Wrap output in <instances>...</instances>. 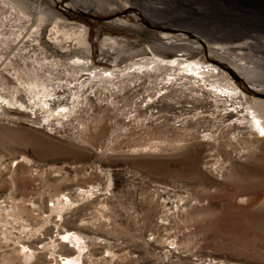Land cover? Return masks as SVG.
<instances>
[{"label":"rangeland","instance_id":"obj_1","mask_svg":"<svg viewBox=\"0 0 264 264\" xmlns=\"http://www.w3.org/2000/svg\"><path fill=\"white\" fill-rule=\"evenodd\" d=\"M81 26L99 68L181 54L245 95H215L224 81L183 64L105 84L42 62L82 54ZM42 83L57 95L48 120ZM0 96V264H58L73 254L65 231L82 237L83 264H264V139L246 109L264 100V0H0Z\"/></svg>","mask_w":264,"mask_h":264},{"label":"bare ground","instance_id":"obj_2","mask_svg":"<svg viewBox=\"0 0 264 264\" xmlns=\"http://www.w3.org/2000/svg\"><path fill=\"white\" fill-rule=\"evenodd\" d=\"M35 9H36V13L38 14L37 15L38 19L41 20V19H44L46 17V14L44 13L45 11L43 12L42 11L43 9L41 10V7L39 5H37L35 7ZM18 12L20 13L21 17H23L25 20H27V21L29 20L30 15L19 4L17 5V13ZM54 18H55V20H54V23L52 24L53 26L50 29L51 34H53L54 36L53 37L49 36V38L53 43L58 44L60 40L58 39L57 35H58V33H61L60 29L58 28V22H59V20H61V18L58 17V15L54 16ZM112 23L114 25L122 26V27L129 26L125 22V20L120 19V18H117ZM35 31L37 32V27H35ZM162 34L165 37L171 38L170 37L171 34L168 32V30H165L164 32H162ZM87 36H88L87 35V29L84 26H81L79 29V32H78V36L76 37V40L74 43L77 46L78 50H80V52H82V54L72 55L71 57L68 58L67 62H65V63H63L60 58H57L55 56L48 58L47 56L44 55V56H42V62L46 63L51 68H62L65 70H69L75 76V78H73L75 80L78 79V76H82L85 74V75H88V78H90L92 81H95L98 83L102 82L105 84H110L114 81L115 82L118 81L119 79H123L126 76L130 75L131 73L137 72L138 70H141L142 68H144V71H148L149 65H151L150 69L155 71V70H159L160 68H164L166 66L173 67V66H180L181 64H183V68L185 70H187V71H184V72H187V73H185L186 77L187 76H191V77L196 76L197 78H201V79H205L207 77V78H214V80L216 82L224 81L225 83H223L222 85H221V83L218 86L213 85V86H215L214 90H212V88H211V90L214 91L215 95H222L221 93L223 92L224 97H230L231 99L240 97L241 94H243V96L245 95L244 92H242L241 90H238L237 86L230 83V81L226 77L227 75H224V73L219 75V72L216 70L217 67L214 64L210 65L209 67H204V65H206V64H203L199 60H187V61H185V65H184L183 58H182L181 54L176 55L175 57H172L170 59H164V58L158 56V57L152 58L150 60L147 59V60H143V61H136L133 63V65H131L129 67L130 68L129 70H127V68H126L127 71H122V70H117V69H109V68H105V67L99 68L92 63L91 59L88 58L90 55V45L88 43L89 41L87 39ZM16 37H20L19 41H21L24 36L21 35V31H20L16 35ZM66 38H68V36ZM34 40L37 44H40V43H38L39 42L38 39H34ZM116 43H117V39L115 37L105 36L102 40L103 46H105L106 44L110 45V44H116ZM63 46H60L61 47L60 49H62ZM212 48L224 49L225 47H224V45L213 44ZM42 51L44 53L46 52L44 50H42ZM41 85H42V89H41V91H38L36 93L37 98L34 102V105L38 106L41 110H43L45 112L46 120H48L49 118H53L55 115L53 113L54 109H52L50 106V101H51V99H54V97L57 95L53 91V89H48L44 83H42ZM34 87H36L35 81L27 82V89H33ZM224 92H226V94ZM78 97H80V96H79V94L76 93V95L74 97L76 99H74V100H77ZM0 98H1V100H6L7 102L11 101V98H7V97H3V96L2 97L0 96ZM74 100H73L72 104L70 103L71 105L68 103L59 104L57 107L59 109L56 111V115L57 116H70L74 112V108H75V104H74L75 101ZM15 101L19 102V104L22 105V103L19 100L16 99ZM24 108H25V106H24ZM246 109H247V115L250 116L249 123H250L251 127L254 128L258 133L261 132V134H259V135L257 134V135H258V137L264 139V100L252 98V101L248 104ZM262 159L264 162V157ZM257 173L259 174L261 182H262L261 186L264 187V163L262 164V166L260 168L257 169ZM257 188L259 189V187H257ZM244 199H246V198L243 197V200ZM263 223H264V221H263ZM59 239L63 243H66V244L70 243L71 244V247L73 248V254L70 256L59 255L61 260L58 264H83V262L81 263L82 258L80 257V255H81V253L85 247L82 237L79 236L78 234H76L75 232L65 231V232L59 234ZM32 256H33V252H32V254L25 255V259L28 260Z\"/></svg>","mask_w":264,"mask_h":264}]
</instances>
